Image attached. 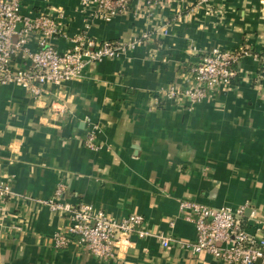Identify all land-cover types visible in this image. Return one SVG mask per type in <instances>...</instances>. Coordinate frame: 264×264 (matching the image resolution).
<instances>
[{"label": "crops", "instance_id": "crops-1", "mask_svg": "<svg viewBox=\"0 0 264 264\" xmlns=\"http://www.w3.org/2000/svg\"><path fill=\"white\" fill-rule=\"evenodd\" d=\"M81 1L21 0V13L56 17L52 44L60 51L78 33L140 45L37 98L0 86V180L13 191L0 209V264H224L164 247L158 236L193 240L183 200L246 205L244 230L264 235V0H130L129 12L110 22L92 20L93 7ZM214 48L249 51L257 61L243 57L230 86L199 104L167 100L164 89L186 86V74ZM23 66L16 56L12 67ZM93 127L96 151L84 147ZM60 184L61 202L118 219L142 215L150 236L132 237L113 260L75 240L54 247L52 235L69 221L45 201Z\"/></svg>", "mask_w": 264, "mask_h": 264}, {"label": "built area", "instance_id": "built-area-1", "mask_svg": "<svg viewBox=\"0 0 264 264\" xmlns=\"http://www.w3.org/2000/svg\"><path fill=\"white\" fill-rule=\"evenodd\" d=\"M149 6L155 0H136ZM130 0H82L85 9L93 7L92 20L110 22L129 12ZM21 0H0V86L16 84L33 97H40L45 87L59 86L76 79L88 64L100 63L125 55L140 45L139 41L98 42L76 34L70 49H56L52 40L58 33L57 18L47 14L34 17L21 13ZM60 16L59 14L57 17ZM33 46V48L31 47ZM21 55L25 66L14 69L13 59ZM256 55L245 50L228 52L218 48L202 53L184 78L186 86L170 85L164 89L167 100H185L194 106L210 98L222 87H229L236 77V65L243 57ZM96 128L84 138V146L96 151ZM63 186L45 203L52 213L65 216L69 225L65 231L52 235L56 248H65L75 240L93 256L113 260L120 248L130 245L131 238L146 239L150 232L142 215L131 214L112 218L87 204L71 205L61 202ZM13 194L11 185L0 180V209ZM246 205L236 211L228 207L210 208L192 201L179 203L184 215L195 230L193 240L158 236L164 247L178 246L196 255L204 253L224 264H264V235L260 228L255 234L247 233L241 216Z\"/></svg>", "mask_w": 264, "mask_h": 264}, {"label": "rangeland", "instance_id": "rangeland-1", "mask_svg": "<svg viewBox=\"0 0 264 264\" xmlns=\"http://www.w3.org/2000/svg\"><path fill=\"white\" fill-rule=\"evenodd\" d=\"M239 52V51H238ZM246 52H248V53H250L249 51H246ZM263 66H264V63H263ZM263 70V69H262ZM96 131H97V129H95ZM85 147V146H84ZM61 186H63L62 184H60ZM60 185H58V186H60ZM64 187V186H63Z\"/></svg>", "mask_w": 264, "mask_h": 264}, {"label": "trees", "instance_id": "trees-1", "mask_svg": "<svg viewBox=\"0 0 264 264\" xmlns=\"http://www.w3.org/2000/svg\"><path fill=\"white\" fill-rule=\"evenodd\" d=\"M232 67H233V69H234L235 65H233ZM231 82H232V80L230 81V83H231Z\"/></svg>", "mask_w": 264, "mask_h": 264}]
</instances>
